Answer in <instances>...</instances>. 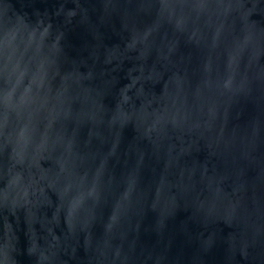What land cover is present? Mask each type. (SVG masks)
<instances>
[{
	"label": "clouds",
	"instance_id": "9594fccd",
	"mask_svg": "<svg viewBox=\"0 0 264 264\" xmlns=\"http://www.w3.org/2000/svg\"><path fill=\"white\" fill-rule=\"evenodd\" d=\"M32 15L0 7V209L30 212L48 189L51 219L68 228L61 238L0 223V264H264V19L253 18L264 0H59ZM77 26L96 38V59L105 40L131 37L137 59L158 43L134 84L162 87L42 89L37 77L56 79L72 59ZM183 38L195 52L174 55ZM58 118L89 130H56ZM143 145L168 158L158 185L140 179ZM41 159L54 166L41 171Z\"/></svg>",
	"mask_w": 264,
	"mask_h": 264
},
{
	"label": "water",
	"instance_id": "95a60500",
	"mask_svg": "<svg viewBox=\"0 0 264 264\" xmlns=\"http://www.w3.org/2000/svg\"><path fill=\"white\" fill-rule=\"evenodd\" d=\"M59 0H5L4 4L0 7L11 9L17 13L23 14L33 13L39 11L43 13L45 10L51 12L53 5H57ZM71 9L74 7L72 4L66 5ZM35 19V16L32 15ZM254 19H264L260 16H254ZM64 17L54 18L55 22H64ZM70 41V51L72 59L68 63H63L58 66L59 76L56 79L50 77H37L39 86L44 89H52L59 93L64 91V88L68 84H72L74 81H79L85 87H98L105 88L107 84L109 89L111 87L117 88H132L134 86L139 88L141 84H145L146 87H162L159 84H153L151 81H145L143 79H134L141 76V68L143 67L144 75H148L152 71V65L155 63L157 56L159 55L157 49L159 44L148 52L146 59H137L140 56V47L128 50V44L132 43V38L129 37L127 42L121 44L118 41L105 40L104 55L100 59H96L91 55L93 49L97 45L96 38L89 33L83 26H77L73 31L68 34ZM196 45L190 43L187 38H183L176 45L175 54L187 55L194 53ZM73 50H78L73 51ZM91 73V76H89ZM30 79H25L21 85V92L28 89ZM30 93H25V98ZM103 101L106 104L112 103L111 95L105 91ZM52 128L60 130L62 127L69 123L77 129L78 134L85 136L89 130V126L86 121L65 120L63 118L52 119L49 121ZM107 150H112V144L107 145ZM142 151H148L149 156L142 169V175L140 177L142 182H148L153 185H158L168 174V158L164 154L152 155L151 149L147 145L141 146ZM10 153V149L8 150ZM128 144L126 140L119 144H116V156L110 157L112 164L119 168L116 164V160L119 159L121 153H127ZM201 160L204 158L202 153L195 154ZM39 169L41 171H47L52 168L53 162L49 159H41L39 161ZM155 169V171H154ZM47 195H42L39 200L35 201L31 206V211L28 208L17 207L13 211L9 207L0 209V223H11L18 229H27L29 225L37 230L44 231L46 228H50L57 236L63 238L65 231L68 228L66 221L57 222L52 217V209L48 204V196L51 195L50 190L45 189ZM153 217L151 215L143 218V225L147 226L152 223ZM82 254V253H81ZM27 264V261L24 262ZM70 264H76V261H70Z\"/></svg>",
	"mask_w": 264,
	"mask_h": 264
}]
</instances>
